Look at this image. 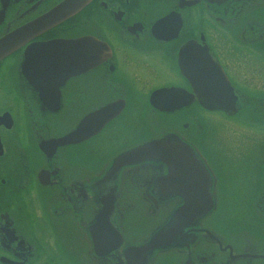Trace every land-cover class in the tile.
<instances>
[{
  "label": "flooded vegetation",
  "instance_id": "obj_1",
  "mask_svg": "<svg viewBox=\"0 0 264 264\" xmlns=\"http://www.w3.org/2000/svg\"><path fill=\"white\" fill-rule=\"evenodd\" d=\"M64 1L0 0V37ZM224 78L236 108L209 109L208 80ZM208 112L264 129V0H90L3 58L0 264H264V141L236 179L208 149ZM235 134L228 155L255 140ZM165 138L190 149L212 206L159 246L183 178L117 160ZM236 190L254 221H227Z\"/></svg>",
  "mask_w": 264,
  "mask_h": 264
},
{
  "label": "water",
  "instance_id": "obj_2",
  "mask_svg": "<svg viewBox=\"0 0 264 264\" xmlns=\"http://www.w3.org/2000/svg\"><path fill=\"white\" fill-rule=\"evenodd\" d=\"M89 1L90 0H65L62 4L37 20L24 24L1 36L0 61L23 46L28 40L77 12ZM35 46L40 48V46H43V43L33 45V47ZM29 53V50L26 49L25 60H27ZM225 79L226 78H224V83L220 80L209 79L207 96H204L205 93L202 92L200 84L195 86L198 98L200 99L202 94L204 96V99L201 98L203 105L209 109L220 108L227 111L235 110V95L232 94V88L227 82H225ZM75 135V133L70 134L69 137L64 140H74ZM148 159H158L164 161L169 167H173L177 178H183L182 183L185 187H182V190H185V192L188 193L187 196H184L186 202L183 207L176 212L172 221L167 224L161 232H159V235H157L155 242L161 246L167 244V242L173 237L172 234L182 225L190 222L193 218L204 214L212 206V200L208 191L201 193L198 190V186H194L199 181V177L196 175L197 173L191 172V167L194 166L192 163L194 162V156L190 149L187 146H184L181 141L177 139L173 140L171 138L152 140L138 148L123 153L117 160V163L122 165Z\"/></svg>",
  "mask_w": 264,
  "mask_h": 264
},
{
  "label": "rangeland",
  "instance_id": "obj_3",
  "mask_svg": "<svg viewBox=\"0 0 264 264\" xmlns=\"http://www.w3.org/2000/svg\"><path fill=\"white\" fill-rule=\"evenodd\" d=\"M208 120V149L221 158L222 152L234 164V171L236 179H240L245 175V167L238 168L242 162V158L246 156H253L264 141V129L259 125H251L241 118H227L221 112H208L206 114ZM246 126L251 128L255 134V140L247 138H240L241 153L239 155H228L227 150L237 141L236 129ZM224 163V162H223ZM224 165H227L224 163ZM237 189V188H236ZM239 189V188H238ZM237 189V190H238ZM235 191L232 196L227 197V210L225 211L228 222H246L253 218L249 214L243 212L245 199L242 197L241 191ZM229 207V209H228ZM254 221V220H253Z\"/></svg>",
  "mask_w": 264,
  "mask_h": 264
},
{
  "label": "bare ground",
  "instance_id": "obj_4",
  "mask_svg": "<svg viewBox=\"0 0 264 264\" xmlns=\"http://www.w3.org/2000/svg\"><path fill=\"white\" fill-rule=\"evenodd\" d=\"M168 242H169V241H168ZM168 242H167V243H168Z\"/></svg>",
  "mask_w": 264,
  "mask_h": 264
}]
</instances>
